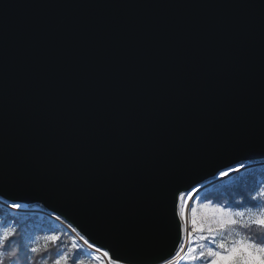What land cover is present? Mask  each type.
<instances>
[{
    "label": "water",
    "instance_id": "95a60500",
    "mask_svg": "<svg viewBox=\"0 0 264 264\" xmlns=\"http://www.w3.org/2000/svg\"><path fill=\"white\" fill-rule=\"evenodd\" d=\"M261 160L264 0H0V200L164 264L179 196Z\"/></svg>",
    "mask_w": 264,
    "mask_h": 264
},
{
    "label": "snow or ice",
    "instance_id": "6c2138e0",
    "mask_svg": "<svg viewBox=\"0 0 264 264\" xmlns=\"http://www.w3.org/2000/svg\"><path fill=\"white\" fill-rule=\"evenodd\" d=\"M245 165L240 164L238 167L230 168L227 171H221L222 177L229 176L230 173H239ZM248 183L245 177L240 178V182L233 188L225 190L224 195L238 196L239 199L235 203H212L209 197L204 199L209 202L203 203L202 208L191 209L192 220L191 230L193 236L199 234L201 239L205 241V247L199 248L194 246L189 253V264H264V242H256L254 240L239 239L232 242L225 240V234L234 228L248 229L250 227L264 229V211L248 213V207L244 205L245 199H248L252 208H259L264 204V181L256 182L254 191H248ZM180 200L184 199L183 195L179 196ZM13 209H20V203H12ZM183 215V214H182ZM179 224V221L177 222ZM0 231V264H4V259L11 260V264H17L18 251L11 249V242L16 235V221H10L7 226H2ZM187 230V229H185ZM55 232V230H52ZM53 243L59 242L60 237L51 234L46 238ZM84 245L87 247L79 248L76 244L72 247L75 250L72 255V264H84L81 256L92 258V252L88 249L93 247L84 237H81ZM99 251V249H97ZM31 254L41 253L40 246L31 247ZM105 256L108 252L104 253ZM46 259V257H44ZM25 264H31L28 260V253L24 256ZM119 261L125 258L114 256ZM53 264H69V254L67 251L57 252Z\"/></svg>",
    "mask_w": 264,
    "mask_h": 264
},
{
    "label": "rangeland",
    "instance_id": "374dc122",
    "mask_svg": "<svg viewBox=\"0 0 264 264\" xmlns=\"http://www.w3.org/2000/svg\"><path fill=\"white\" fill-rule=\"evenodd\" d=\"M240 164L245 165V167L242 168L239 173L232 172L229 176H224V177L218 174L217 177L208 180L202 185L197 186L192 191L182 194L184 196V199L180 200L179 202V213L183 221V225H184L183 228L186 227L187 229L184 231L185 235L183 236V238H185L186 240V248L182 256L179 259H176L175 261L171 262V264H189V253L191 248L194 246V242L196 247L199 248L205 247V241L201 239V236L199 234L193 236L191 230V223L189 227L186 225L185 213L187 211L188 202L192 200L190 206V213L193 207H196L197 209L202 208L203 203L209 202L206 201L204 198L207 197V194L210 191H212L216 186L231 182L234 176H236L237 174H243L245 171L254 170L255 168L258 167H264V160L243 162ZM240 164L234 167H238ZM11 204H8L0 200V223H2V226H7V224L12 220L15 221L17 219L28 220L29 226L26 230L25 238L29 248L36 246H40L41 249L47 248L50 244H53V242L48 241L46 238L51 234L58 235L61 238L63 229H65V232L71 234L70 244L69 245L65 244L63 250L61 251V252L67 251V253L69 254V264H71L70 261L75 251L72 245L76 244L77 247L79 248H85L77 244L75 235L72 233L73 232L72 230L56 222L53 219V216H50L48 213H46L45 210L40 205L27 206L21 204L22 207L20 209H13L10 207ZM5 209H7L8 212H4ZM259 211H264V206H261L259 208H248L247 214H252L254 212H259ZM29 218H33V219H29ZM191 220H192V214H191ZM16 227H17V222H16ZM52 230H55V232H53ZM0 231H2V227H0ZM224 238L228 242H232L239 239L248 240L236 228L231 230L229 233H226ZM81 259L83 260L84 264H107L106 262L100 260L99 257L95 258L92 256V258L89 259L87 256H81ZM45 264H53V261L51 263H45ZM77 264H79V262H77Z\"/></svg>",
    "mask_w": 264,
    "mask_h": 264
},
{
    "label": "trees",
    "instance_id": "16d2710c",
    "mask_svg": "<svg viewBox=\"0 0 264 264\" xmlns=\"http://www.w3.org/2000/svg\"><path fill=\"white\" fill-rule=\"evenodd\" d=\"M245 177L248 183V191H254L256 187V182L264 181V167H258L254 170L245 171L243 174H237L234 176L231 182L224 183L222 185L216 186L212 191L207 194V197L210 198L212 203H235L238 201V196L233 195H224L226 189L233 188L240 182V178ZM250 202L248 199H245L244 205L248 208ZM261 206H264L262 204ZM260 206V207H261ZM4 212H8L7 209ZM33 219V218H29ZM16 235L14 239L9 242L11 249H16L18 251L17 264H25V253H28V260L31 264H45L51 263L56 258L57 252H61L65 244L69 245L71 242V234L65 232V229L62 230V235L59 242L50 244L47 248L41 249V253L31 254L29 252L30 248L26 243V230L29 226V221L24 219H17ZM246 239H251L256 242H264V229L250 227L248 229L236 228ZM46 257V259L44 258ZM72 264V259L70 261ZM4 264H11V260L5 258Z\"/></svg>",
    "mask_w": 264,
    "mask_h": 264
},
{
    "label": "bare ground",
    "instance_id": "6f19581e",
    "mask_svg": "<svg viewBox=\"0 0 264 264\" xmlns=\"http://www.w3.org/2000/svg\"><path fill=\"white\" fill-rule=\"evenodd\" d=\"M231 174V173H230ZM191 203H192V200H190L189 202H188V204H187V211H186V225L189 227V225H190V223H191V213H190V206H191ZM53 219L56 221V222H58V223H60V224H62V225H64V223L60 220V219H58V218H56V217H54L53 216ZM183 222V221H182ZM183 227H184V225H183ZM185 229H186V227L185 228H183V232L185 231ZM74 235H75V238H76V242H77V244L78 245H80V246H82V247H87L86 245H84V241L83 240H81V236L80 235H77V234H75L74 233ZM185 235V232H184V234H183V236ZM90 252H92V256L93 257H95V258H98L99 257V259H101L100 257L102 256V254L100 253V251H97V249H95L94 247H92L91 249H88ZM169 263V262H168ZM168 263H166V264H168ZM113 264H116V263H113ZM165 264V263H164Z\"/></svg>",
    "mask_w": 264,
    "mask_h": 264
},
{
    "label": "built area",
    "instance_id": "2783aa9c",
    "mask_svg": "<svg viewBox=\"0 0 264 264\" xmlns=\"http://www.w3.org/2000/svg\"><path fill=\"white\" fill-rule=\"evenodd\" d=\"M185 248H186V240H185V238H183V241L180 245V248H179L178 252L176 253V255L174 256V258L172 260L168 261L169 263L168 262H166V263L171 264V262L175 261L176 259H179L182 256ZM104 262H106L107 264H113L107 256H105Z\"/></svg>",
    "mask_w": 264,
    "mask_h": 264
}]
</instances>
